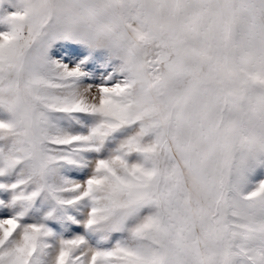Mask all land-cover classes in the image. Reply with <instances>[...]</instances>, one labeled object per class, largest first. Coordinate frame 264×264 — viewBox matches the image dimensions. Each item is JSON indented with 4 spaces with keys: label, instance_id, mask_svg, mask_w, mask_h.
Wrapping results in <instances>:
<instances>
[{
    "label": "snow or ice",
    "instance_id": "1",
    "mask_svg": "<svg viewBox=\"0 0 264 264\" xmlns=\"http://www.w3.org/2000/svg\"><path fill=\"white\" fill-rule=\"evenodd\" d=\"M0 264H264V0H0Z\"/></svg>",
    "mask_w": 264,
    "mask_h": 264
}]
</instances>
